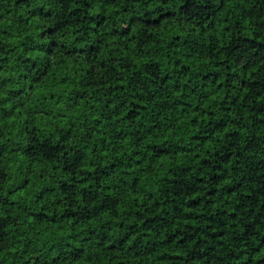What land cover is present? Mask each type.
I'll list each match as a JSON object with an SVG mask.
<instances>
[{
    "label": "trees",
    "instance_id": "16d2710c",
    "mask_svg": "<svg viewBox=\"0 0 264 264\" xmlns=\"http://www.w3.org/2000/svg\"><path fill=\"white\" fill-rule=\"evenodd\" d=\"M0 264H264V0H0Z\"/></svg>",
    "mask_w": 264,
    "mask_h": 264
}]
</instances>
